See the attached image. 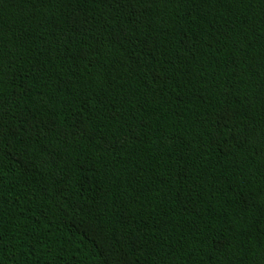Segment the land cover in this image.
Returning a JSON list of instances; mask_svg holds the SVG:
<instances>
[{"label": "trees", "instance_id": "1", "mask_svg": "<svg viewBox=\"0 0 264 264\" xmlns=\"http://www.w3.org/2000/svg\"><path fill=\"white\" fill-rule=\"evenodd\" d=\"M0 264H264V0H0Z\"/></svg>", "mask_w": 264, "mask_h": 264}]
</instances>
